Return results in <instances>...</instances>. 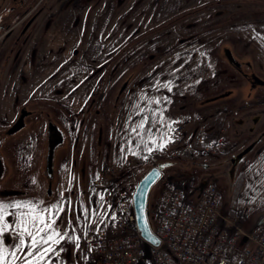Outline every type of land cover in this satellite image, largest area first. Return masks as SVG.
I'll return each mask as SVG.
<instances>
[{
	"label": "rangeland",
	"instance_id": "rangeland-1",
	"mask_svg": "<svg viewBox=\"0 0 264 264\" xmlns=\"http://www.w3.org/2000/svg\"><path fill=\"white\" fill-rule=\"evenodd\" d=\"M0 24V227L7 226L0 264L38 255L17 247L29 213L43 214L64 237L50 242L53 252L39 264H82L84 229L115 224L114 210L104 214L109 187L120 189L116 204H132L150 167L140 161L150 156L173 164L150 188L148 207L168 177L194 193L215 176L206 185H216L222 207L245 232L256 227L264 214V133L232 186L224 172L229 156L264 131V0H0ZM22 110L25 124L10 127ZM246 113L261 114L253 134L234 133L244 126L229 120ZM48 122L64 136L49 185ZM110 153L123 156L129 173L93 185L87 167ZM14 190L24 195L9 196ZM12 231L19 236L9 244Z\"/></svg>",
	"mask_w": 264,
	"mask_h": 264
},
{
	"label": "built area",
	"instance_id": "built-area-1",
	"mask_svg": "<svg viewBox=\"0 0 264 264\" xmlns=\"http://www.w3.org/2000/svg\"><path fill=\"white\" fill-rule=\"evenodd\" d=\"M112 204L108 198L106 205ZM114 207L116 225L88 237L89 264H264V220L243 231L239 218L222 208L212 182L194 198L172 180L162 188L147 209L158 244L141 237L128 204Z\"/></svg>",
	"mask_w": 264,
	"mask_h": 264
},
{
	"label": "water",
	"instance_id": "water-1",
	"mask_svg": "<svg viewBox=\"0 0 264 264\" xmlns=\"http://www.w3.org/2000/svg\"><path fill=\"white\" fill-rule=\"evenodd\" d=\"M257 118L258 116H255L253 120L256 121ZM15 127L16 126H14V128ZM49 127L54 128V130L52 131L54 136L53 137L50 136L48 142V149H47V164H48L47 166L51 168L54 147L58 139H61V132L53 124H50ZM252 144L254 145V141L253 143L251 142L248 145H246L241 151H239L236 155L232 157L231 159L233 165L232 167H234V163L240 161L242 159V156L252 148ZM171 163L172 162L170 161L158 162L156 165L150 167L137 182L132 192V208L136 220V225L140 231V235L146 241L152 244H157L158 238L151 231V222L147 217V213H146L147 197L150 187L152 186V184L160 174V170L166 166L171 165ZM263 219H264V214L260 220Z\"/></svg>",
	"mask_w": 264,
	"mask_h": 264
},
{
	"label": "snow or ice",
	"instance_id": "snow-or-ice-1",
	"mask_svg": "<svg viewBox=\"0 0 264 264\" xmlns=\"http://www.w3.org/2000/svg\"><path fill=\"white\" fill-rule=\"evenodd\" d=\"M159 103V101H157ZM140 128L143 127V124L139 126ZM135 131V129L133 130ZM168 140L166 139L164 144H166ZM153 144H155V141H152ZM164 144H159L157 147L163 148ZM153 149L149 148L148 151L151 152ZM135 154V153H134ZM14 207H28V205H21V204H15ZM4 205H0V209H3ZM52 209L56 210L57 212L62 211L58 205H53ZM33 212H35V209L33 207ZM31 216L30 221L23 227L22 234L20 238L19 245L17 246L18 249L20 248H31L34 249L37 252V256L33 259L32 258V252H28V259H26L25 264H39L40 260H43L45 256L48 255V253L53 252V248L50 246L51 243L58 244L60 242V239H64V237H60L57 239L58 234L52 231V224L46 223L43 214L36 213L35 215H32V213H29ZM3 219V215L0 214V220ZM54 222V221H53ZM18 227H20L18 225ZM34 229V231H30L29 229ZM7 230V226L0 227V238H2L3 233ZM51 233V234H48ZM24 235H28L31 237V243L26 244L24 240ZM0 243H2V239H0ZM49 245L48 247H44L43 251H40L41 246ZM6 249L3 247H0V261H3L5 259V253ZM13 257H15V253L11 254Z\"/></svg>",
	"mask_w": 264,
	"mask_h": 264
},
{
	"label": "flooded vegetation",
	"instance_id": "flooded-vegetation-1",
	"mask_svg": "<svg viewBox=\"0 0 264 264\" xmlns=\"http://www.w3.org/2000/svg\"><path fill=\"white\" fill-rule=\"evenodd\" d=\"M9 24H5V28H9ZM3 28V25L2 24H0V31H1V29ZM253 82H257L256 80H253ZM253 85H255V83L253 84V83H251V86H252V88H253ZM27 111H24V110H22V112L21 113H19L18 114V116L16 117V118H14L13 119V121H12V123H11V126L10 127H13V126H16L15 128H17V129H19V128H21L24 124H25V122H24V117L27 115V113H26ZM255 116H258V118H257V120L256 121H254L253 119H254V117ZM260 117H261V114L260 113H256V114H249V113H246L244 116H242V117H240V118H236V119H232V120H229V124H231L232 122L233 123H235V124H238V125H243L244 126V128H241L240 130H236V129H233L234 131V133H236V134H245L246 132L247 133H250V134H253V130L255 129V125H256V123L260 120ZM231 122V123H230ZM51 123L50 122H48V124H47V126H46V135H47V137H48V139L50 138V136H54L53 135V133H52V131L54 130V128L52 127V128H50L49 127V125H50ZM246 129H247V131H246ZM7 132L9 133V134H13V133H15L16 131H12V132H10L9 130H6V134H7ZM50 132H51V135H50ZM61 132V131H60ZM263 133H264V131H261L260 133H258V134H256V136L253 138H251V139H249V141L247 142V144H249V143H253V141H254V145L252 144V148L250 149V151L251 150H253V146L255 147L256 146V144H257V142L261 139V137H262V135H263ZM49 135V136H48ZM61 137H63L64 138V136H63V133L61 132ZM64 139H62V141H63ZM49 142V141H48ZM55 149H56V147H55ZM55 149H54V152H53V156H52V163H51V168H49L47 165V153H46V170H47V174H46V181H47V183H48V185L52 182V180H51V178L49 177L50 175H52L53 176V160H54V155H55ZM243 148H241L239 151H241ZM238 151V152H239ZM238 152H236V153H233V154H231L230 156H229V158L227 159V163H228V166H227V168H226V171L224 172V175H226V177H227V179H228V183H229V185L230 186H232L233 185V183H234V173H235V171H236V169H237V166H238V163L240 162V161H238V162H236V163H234V167H232L233 165H232V162H231V159H232V157L234 156V155H236ZM245 156V154L242 156V157H244ZM242 160V159H241ZM233 168V169H232ZM80 172H81V176H83V168L81 169L80 168ZM213 179L215 178L216 180H217V178L215 177V176H213L212 177ZM214 179V180H215ZM15 192V194H12V193H14ZM14 192L13 191H9V193H11V194H9V196L10 195H15V196H18V195H24V192H22V191H20L21 193H16V192H18L17 190H14ZM49 192H50V189L48 188V190H47V194H49ZM1 197H5V195H0V198ZM48 200L46 199V202H47ZM3 203V201L0 203V204H2ZM60 214H61V211H60Z\"/></svg>",
	"mask_w": 264,
	"mask_h": 264
},
{
	"label": "crops",
	"instance_id": "crops-1",
	"mask_svg": "<svg viewBox=\"0 0 264 264\" xmlns=\"http://www.w3.org/2000/svg\"><path fill=\"white\" fill-rule=\"evenodd\" d=\"M177 129H179V128H177ZM146 160H145V162H146ZM106 162H108V163H106ZM145 162L140 161L139 165H145L144 164ZM91 164H93L91 167H89V168L87 167V173H88V171L90 172L89 176L99 175L100 178L102 179V181H104V180L112 181L115 178H117L118 176H120V174H122V173L125 175H127L129 173V171H125V169H127L128 166L125 163L122 155L113 156L112 153H110L107 157V155L104 154L102 156L101 161L97 165L94 164V161ZM85 171H86V168H85ZM83 172H84V169H83ZM4 211L5 210L0 209V214L4 213ZM87 228L84 229V233H85L86 238H87V234H89V230H87ZM60 230L61 229H59V231ZM12 232L13 233H11L10 242H9L8 238L5 239L7 243L9 242V244L12 241L16 240L19 236V232H17V231H12ZM88 257H89V243H88V251H87L86 258L82 264H89ZM22 264H25V263H22Z\"/></svg>",
	"mask_w": 264,
	"mask_h": 264
}]
</instances>
